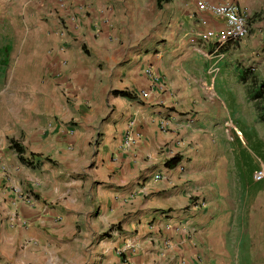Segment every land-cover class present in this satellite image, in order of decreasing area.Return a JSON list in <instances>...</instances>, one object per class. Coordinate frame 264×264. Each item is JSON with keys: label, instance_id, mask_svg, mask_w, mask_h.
I'll return each instance as SVG.
<instances>
[{"label": "crops", "instance_id": "0c3cea01", "mask_svg": "<svg viewBox=\"0 0 264 264\" xmlns=\"http://www.w3.org/2000/svg\"><path fill=\"white\" fill-rule=\"evenodd\" d=\"M39 13L57 95L44 128L11 139L20 152L0 146V264L235 263L245 238L231 253L217 223L229 113L210 69L244 42L196 38L224 23L193 0H41Z\"/></svg>", "mask_w": 264, "mask_h": 264}, {"label": "rangeland", "instance_id": "374dc122", "mask_svg": "<svg viewBox=\"0 0 264 264\" xmlns=\"http://www.w3.org/2000/svg\"><path fill=\"white\" fill-rule=\"evenodd\" d=\"M229 1L246 14L248 33L243 44L216 60L219 71L211 84L229 113V119L219 123L222 135L216 136L224 152L225 175L224 183L217 185L221 193L217 223L231 253L234 239L238 235L245 238L242 257L239 253L235 263L232 257V264H264V122L248 96L264 82V0ZM40 2L0 0V47L10 48L5 66L0 68V146L4 151L13 137L19 139L26 130L44 128L55 106L56 91L43 85L44 76L50 79L43 55L54 51L50 47L56 41L44 40L40 34ZM57 38L55 51L64 48L61 37ZM239 71L245 72L244 81L238 80ZM255 102L264 109V96ZM217 103L222 107L219 100Z\"/></svg>", "mask_w": 264, "mask_h": 264}, {"label": "built area", "instance_id": "2783aa9c", "mask_svg": "<svg viewBox=\"0 0 264 264\" xmlns=\"http://www.w3.org/2000/svg\"><path fill=\"white\" fill-rule=\"evenodd\" d=\"M196 6L207 12L214 18L221 19L224 23V30L221 33H213V32H203V33H195V37L202 40L203 42L213 40L218 48L226 44H237L242 41L248 33L247 27V16L246 14L233 2L231 1H221L219 3H210L203 0H193ZM217 60L221 59V56L215 57ZM216 61H214L213 66H211L210 72H215ZM144 74L150 76L151 72L149 69L144 70ZM142 97H145L147 94L145 92H141ZM155 179H158V176H155ZM28 200V198H27ZM167 228V227H166ZM165 246L168 245L167 242L164 243Z\"/></svg>", "mask_w": 264, "mask_h": 264}, {"label": "trees", "instance_id": "16d2710c", "mask_svg": "<svg viewBox=\"0 0 264 264\" xmlns=\"http://www.w3.org/2000/svg\"><path fill=\"white\" fill-rule=\"evenodd\" d=\"M169 0H155V6L156 8H160V6L165 3L168 2ZM10 52V48L6 45H3L0 47V68H3L5 66V62L7 61V57L8 54ZM237 77L238 80L244 81L245 80V72H237ZM113 95L116 96H120V97H125V98H130V94H128L127 92L124 91H112ZM249 98L252 99V101H254V108L255 110L258 112L259 114V119L264 122V109L262 108V106H259L255 101L257 99L262 100L263 96H264V82L263 83H259L252 91H250L248 93ZM10 142V147L13 148L15 151L20 152V149L18 148V146L13 143V141H9ZM179 162V157H172L170 159H168L164 165L167 168H172L174 167L177 163Z\"/></svg>", "mask_w": 264, "mask_h": 264}]
</instances>
